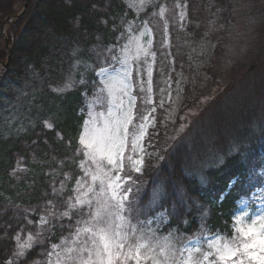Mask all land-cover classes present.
<instances>
[{"label": "trees", "instance_id": "16d2710c", "mask_svg": "<svg viewBox=\"0 0 264 264\" xmlns=\"http://www.w3.org/2000/svg\"><path fill=\"white\" fill-rule=\"evenodd\" d=\"M25 2L0 0V62L8 57L3 19ZM179 3L187 7L183 23ZM233 13L232 0H150L141 9L130 0H30L8 28L12 57L0 74V259L14 250L13 237L40 231L26 264L42 257L44 264L53 245L66 248L85 224L87 210L78 206L76 192L87 160L80 137L102 86L97 72L145 26L155 41L154 83L159 72L170 74L183 94L182 111L211 97L212 88L220 95L193 123L182 120L183 113L174 121L155 86L158 115L145 139L144 168L124 172L132 217L160 221L161 233L180 245L208 235L234 237L241 200L264 186V97L253 101L244 82L264 67V43L248 63L226 71ZM134 92L136 127L146 105L135 81ZM210 109L218 113H205ZM225 119L228 129H222ZM179 120L180 127L187 124L183 131ZM42 214L47 223L40 225Z\"/></svg>", "mask_w": 264, "mask_h": 264}, {"label": "rangeland", "instance_id": "374dc122", "mask_svg": "<svg viewBox=\"0 0 264 264\" xmlns=\"http://www.w3.org/2000/svg\"><path fill=\"white\" fill-rule=\"evenodd\" d=\"M232 2L234 7V13L232 16L233 21L230 23L226 32L228 43L225 55L230 59V61L226 62V71L234 67L235 69H239L243 64L248 63L249 59L254 56L255 50L259 49L260 44L264 43V0H232ZM130 3L136 9L142 8L139 0H130ZM184 5L186 18L183 21L180 20L181 23L187 20V7L186 4ZM178 10L180 14L181 9L179 7ZM20 12L21 11L18 13ZM14 20L17 19L13 18L6 21L5 23L8 24L7 29L6 31L3 30L7 50L6 36L8 38V28ZM165 30L166 37L164 40V47L169 48L170 37L168 26H166ZM148 41H151V44H149ZM137 44H139L142 49L147 50L149 54L145 56L144 52L140 51L137 56ZM10 45L13 50L11 42ZM126 45L128 46L127 52L121 51ZM152 53H155L154 57ZM115 55L118 57L117 60H112L110 65L101 67L106 69L103 75H100L101 68L97 72L102 86L97 91V96H95L94 102L89 106L88 117L83 126L81 136L86 129H90L94 126L92 123L93 120H95L96 124L102 126L105 119H114V117H109V111L115 115H122L124 112H128L131 120L121 128V133L124 136L126 143L123 153V167H114L113 165L108 164L106 158H101L99 156L93 158L89 156L88 153L91 150L86 149L84 145H82L87 156L84 166L85 178H83L78 184L76 192L77 197L86 202L84 204L77 202L78 206L80 208H86L87 213L89 211L95 212L99 208V205L97 204L98 200L107 199V196L100 192V188L102 187L100 183L101 179L105 181L103 185L105 188H107L109 182L107 177H112L114 181L115 178L119 176L123 178L121 183H126L128 178L124 176V172L131 169V162L128 160V157L132 156L134 160L143 157L144 160L146 156L145 139L148 136L149 130L154 126L158 115V113H156L157 104L154 103L157 94L155 89L156 85L159 87L160 95H157V97H159L160 102L163 104L161 107L166 113V116L174 121L176 120V115L178 113H183L180 114L182 115V120L187 116V122L193 123L197 120L199 115L204 113L203 110L205 106H211V101H216L220 95L217 90L214 91L212 88L209 92L212 95L211 97L202 96L196 100L195 104L191 105L187 110L182 111L183 94L180 92V87H175L174 84H172L170 74L159 72V79L156 84L154 83L157 55L152 30L148 26L142 27L139 31L132 33ZM2 70H4V68L0 64V74ZM126 70L131 71L130 76L125 75ZM245 77L244 82L248 83V90L251 93L252 100L260 102L264 97V67L256 73ZM134 81L136 85L139 84V90L142 91L141 95L144 98L146 105V113L136 127L134 126V111L137 103V92L135 93L133 91ZM105 84H108L111 87V93L109 88L105 87ZM125 85H127V87H125ZM122 88L124 89L123 91H121ZM239 92L240 91H237V93ZM195 99V97H192L191 100ZM121 101L123 102L122 106H118L121 105ZM255 102H253L254 106ZM167 103H169V105ZM205 113L218 112L214 109H210L205 111ZM259 116L261 117L260 120L264 119V113L259 112ZM225 120L226 123L222 124V129L229 128L228 119ZM255 121L257 120L255 119ZM181 123H183V121L179 120L176 122V125L179 126ZM202 125L203 123L201 122L199 127ZM260 127L263 128L264 123L260 124ZM125 128L126 133L124 132ZM186 128L187 124H183L181 127L179 126L180 131H183ZM262 128H260V130H262ZM0 129H3V127L0 126ZM205 136H207V134H205ZM137 139H139V144L136 146V150L133 151V145ZM206 140H209V137H207ZM141 149H143V151H141ZM143 168L144 163L142 165V169ZM93 176L99 178L93 180ZM154 195H156V192ZM41 218L46 220L45 214H42ZM130 218L132 223L137 225L138 235L154 233L156 242L159 244V247H157L154 252L147 255H145L143 249H141V264H154V260L156 261V264H221L215 248H210L209 245L229 243L233 246H239L244 237L241 232L237 231L238 228L247 227L253 223L258 225L259 223L264 222V186L263 188L258 189L251 198L241 201V206L235 214L236 233L234 237L231 238L208 235L204 240L195 239L185 245H180L176 242L174 236L161 233L160 221L157 222L153 221V219H149L145 222L141 219L133 218L132 214ZM88 219L87 215L85 224L79 229V237L76 232L66 248L60 249L57 246L51 248V251L49 252L51 255L49 256L47 254V259L44 264H73L70 256L74 255V253H70L69 249H76L80 240L87 235L83 232V228L91 227V224L87 223ZM149 221H152V223L149 224ZM41 224L42 222L40 221V225ZM40 234V231L33 234H27L22 239H27L28 235H32L35 241V237ZM205 253H211V255L208 256L207 261L203 260ZM42 260L43 257L35 262L42 264ZM129 264H135V262L131 261ZM229 264H231V262H229Z\"/></svg>", "mask_w": 264, "mask_h": 264}, {"label": "snow or ice", "instance_id": "6c2138e0", "mask_svg": "<svg viewBox=\"0 0 264 264\" xmlns=\"http://www.w3.org/2000/svg\"><path fill=\"white\" fill-rule=\"evenodd\" d=\"M139 3L143 7L150 3V0H139ZM177 7L181 9L179 19L183 21L186 18L185 5L180 3ZM104 22L106 23V21ZM148 43L151 44V41H148ZM127 49L128 46L126 45L121 51L127 52ZM108 51L111 52L112 49ZM140 51H143L145 56L149 54L147 50L142 49L137 44V56ZM152 55L154 57L155 53H152ZM111 58L113 60L118 59L116 55ZM105 71L106 69L101 68L100 75H103ZM125 75L130 76L131 71L126 70ZM105 87L109 88L111 93V87L108 84H105ZM123 90L122 88L121 91ZM53 91L60 90L53 89ZM122 104L123 102L121 101V105L118 106H122ZM108 115L109 117H114V119H105L102 126L96 124L95 120L92 121L94 126L85 130L80 137V144L91 150L88 153L89 156L106 158L108 164L122 168L126 143L121 133V128L130 122L131 117L128 112H124L122 115H115L109 111ZM44 126L51 129L53 124L45 122ZM124 132L126 133V128ZM138 144L139 139L134 142L133 151L136 150ZM128 160L131 162L133 171L137 173L141 171L144 163L143 157L134 160L132 156H129ZM98 178L93 176V180ZM107 180L109 181L107 188L103 187L105 181L103 179L100 180L102 185L100 192L107 196V199L98 200L99 208L95 212L89 211L87 213L89 218L87 223H90L91 227L83 228V232L87 235L80 240L76 249H69L70 253H74V255L70 256L73 264H129L131 261H134L135 264H141V249L147 255L159 247L154 233L138 235L137 225L131 221L133 201L130 199V194L132 187L127 183H121L123 178L119 176L114 181L112 177H107ZM77 202L86 203L80 200L79 197H77ZM69 207L74 206L69 205ZM64 216L68 217L69 213L65 212ZM41 222L47 223L43 218H41ZM148 223L151 224L152 221ZM237 231L241 232L244 237L239 246H233L229 243L209 245L210 248H215L221 264H229V262L231 264H264V222L258 225L253 223L250 226L238 228ZM79 235L80 230L78 229L77 236L79 237ZM13 239L16 241L14 250L9 254L8 258L0 259V264H26L28 254L34 247V237L28 235L27 239H22L18 234ZM55 247L53 245V248ZM48 255L50 256L51 253H48ZM209 255L211 253H205L203 260L207 261ZM34 264H39V262H34ZM154 264H156L155 260Z\"/></svg>", "mask_w": 264, "mask_h": 264}, {"label": "water", "instance_id": "95a60500", "mask_svg": "<svg viewBox=\"0 0 264 264\" xmlns=\"http://www.w3.org/2000/svg\"><path fill=\"white\" fill-rule=\"evenodd\" d=\"M29 1H30V0H27V1H26V3H25V5L23 6L21 12H20L18 15H16L14 18H16V19L20 18V17L26 12V10H27V8H28V5H29ZM6 44H7V47H8V61H7V63L4 65V67L7 69V68H8V63H9V61H10V59H11V54H12V47H11V45H10V42H9L7 36H6Z\"/></svg>", "mask_w": 264, "mask_h": 264}, {"label": "bare ground", "instance_id": "6f19581e", "mask_svg": "<svg viewBox=\"0 0 264 264\" xmlns=\"http://www.w3.org/2000/svg\"><path fill=\"white\" fill-rule=\"evenodd\" d=\"M14 16H15V15L5 17V18L3 19L4 25H5V22H6V21L13 19Z\"/></svg>", "mask_w": 264, "mask_h": 264}]
</instances>
